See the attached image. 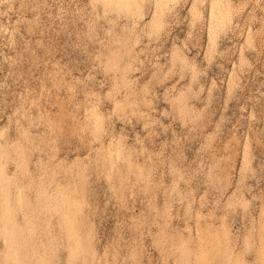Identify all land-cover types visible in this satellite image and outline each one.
I'll return each instance as SVG.
<instances>
[{
    "label": "rangeland",
    "instance_id": "rangeland-1",
    "mask_svg": "<svg viewBox=\"0 0 264 264\" xmlns=\"http://www.w3.org/2000/svg\"><path fill=\"white\" fill-rule=\"evenodd\" d=\"M0 264H264V0H0Z\"/></svg>",
    "mask_w": 264,
    "mask_h": 264
}]
</instances>
